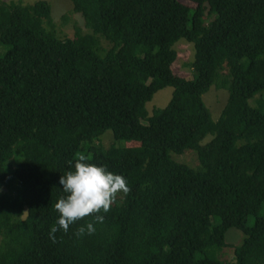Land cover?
I'll return each mask as SVG.
<instances>
[{
    "label": "trees",
    "instance_id": "16d2710c",
    "mask_svg": "<svg viewBox=\"0 0 264 264\" xmlns=\"http://www.w3.org/2000/svg\"><path fill=\"white\" fill-rule=\"evenodd\" d=\"M69 2L91 34L60 38L47 2L0 0V264H264V102L249 105L264 90V0ZM180 40L191 80L172 72ZM211 86L226 91L216 121ZM189 152L194 167L174 159ZM80 155L128 192L93 234L74 235L90 214L53 242L58 180ZM230 229L243 241L223 262Z\"/></svg>",
    "mask_w": 264,
    "mask_h": 264
},
{
    "label": "rangeland",
    "instance_id": "374dc122",
    "mask_svg": "<svg viewBox=\"0 0 264 264\" xmlns=\"http://www.w3.org/2000/svg\"><path fill=\"white\" fill-rule=\"evenodd\" d=\"M4 2H18L23 5H30L35 2L44 1L47 2L51 7V22L55 27L57 36H66V38H71L74 36V29L81 27L82 35H89L91 31L84 28L83 21L80 20V16L72 11V6L69 0H2ZM66 18V20H65ZM79 29V28H78ZM80 31V30H79ZM174 48L176 49L179 57L177 60V66L172 68V72L184 78L185 80L192 79V71L188 69V65L193 59V48L191 44L180 40L178 41ZM173 48V49H174ZM5 52V48L0 46V56ZM224 89H217L215 86H211L210 89L203 94L202 100L209 110L211 118L216 121L220 110H222V105L226 99V91ZM172 95L171 88H164L154 94L152 100L146 104L145 108L149 114L155 109L164 108L170 101ZM264 102V90L261 91L255 98L249 100V105L255 108L260 107V102ZM145 124V123H143ZM208 140V139H206ZM205 140V141H206ZM101 145L104 148L109 147L113 144V136L111 131L105 132L100 139ZM133 144V142L118 141L114 142L116 147H127L128 145ZM173 158V155H172ZM174 159L177 162H183L189 166L194 167L196 165V158L194 153L189 152L182 156H176ZM253 222L252 217L248 219V225H251ZM243 241V234L236 229H230L225 234V242L230 245L229 248H226L222 251L219 256V259L223 262H230L233 258V249L241 245Z\"/></svg>",
    "mask_w": 264,
    "mask_h": 264
},
{
    "label": "clouds",
    "instance_id": "9594fccd",
    "mask_svg": "<svg viewBox=\"0 0 264 264\" xmlns=\"http://www.w3.org/2000/svg\"><path fill=\"white\" fill-rule=\"evenodd\" d=\"M58 183L64 195L54 204L58 217L49 233L53 242L58 230L67 233L71 225L90 214H95L93 222L79 227L74 235L93 234L94 223H103L104 217L99 213L108 212L117 193L128 192L126 180L121 175L88 162L84 155L78 156L70 170L60 175Z\"/></svg>",
    "mask_w": 264,
    "mask_h": 264
}]
</instances>
